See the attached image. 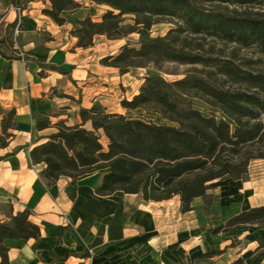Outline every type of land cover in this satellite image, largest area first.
<instances>
[{
	"label": "trees",
	"instance_id": "1",
	"mask_svg": "<svg viewBox=\"0 0 264 264\" xmlns=\"http://www.w3.org/2000/svg\"><path fill=\"white\" fill-rule=\"evenodd\" d=\"M31 1L11 0L22 9ZM47 1L44 13L59 25L69 22L73 11H82L83 16L73 20L70 30L78 47L93 45L97 35L121 39L136 33L135 41L128 40L116 54L101 60L121 75L166 62L211 67L206 71L195 68L176 80L148 73L138 93L121 102L127 109L153 108L172 123L86 107L79 109V124L39 120L36 129L49 133L31 149L30 156L33 163H44L41 176L48 185L61 176L77 178L103 170L95 189L98 195L139 194L145 201L178 195L183 212L194 209L193 200L201 197L204 210L209 211V181L224 175L243 179L251 160H264V71L254 72L232 60L205 55L200 41L192 44L189 35L183 36L188 32L201 39L255 46L264 55V13L251 10L249 5L259 0H93L109 6L100 20H94L78 0ZM165 18H176L180 24L163 36L151 35L152 26ZM0 44L11 47L10 36H0ZM0 53L12 57L2 50ZM50 67L62 71L56 65ZM15 124V110L5 111L0 147L7 145ZM30 214L26 208L10 213L7 219L0 218V264H13L6 238L41 236V228ZM246 224L264 229V204L234 214L224 230ZM256 240L258 260L264 262V231ZM228 264L248 263L237 257Z\"/></svg>",
	"mask_w": 264,
	"mask_h": 264
},
{
	"label": "crops",
	"instance_id": "2",
	"mask_svg": "<svg viewBox=\"0 0 264 264\" xmlns=\"http://www.w3.org/2000/svg\"><path fill=\"white\" fill-rule=\"evenodd\" d=\"M13 6L11 0H0V17L6 20L4 33L8 27L12 34L16 17ZM48 7L47 0L29 2L23 12L19 44L11 53L0 48L12 56L0 53V123L5 111L16 112L15 127L10 129L13 135L0 147V218L28 208L30 219L41 228L38 238L4 240L10 261L228 264L243 257L248 264H264L258 260L256 240L264 231L261 225L224 230L225 222L234 214L264 204L263 159L251 160L243 179L224 175L209 181V211L204 210L201 197L193 200L194 209L183 212L178 195L160 201H145L139 194L123 192L98 195L95 189L103 170L77 178L61 176L54 184H47L41 176L44 163H33L30 156L31 149L49 133L37 130V122L62 120L75 125L82 122L81 107L98 108L97 98H88L85 93L98 89L108 69L118 70L101 60L116 54L123 45L102 52L97 39H112L97 35L93 45L76 46L77 38L70 33L73 25L70 21L55 23L44 13ZM18 48L24 51V59L18 56ZM51 64L62 71L51 68ZM212 251L220 252L206 255Z\"/></svg>",
	"mask_w": 264,
	"mask_h": 264
},
{
	"label": "rangeland",
	"instance_id": "3",
	"mask_svg": "<svg viewBox=\"0 0 264 264\" xmlns=\"http://www.w3.org/2000/svg\"><path fill=\"white\" fill-rule=\"evenodd\" d=\"M80 1L84 8L91 11L92 18L94 20H100L102 14L109 9L106 4H99L93 0H78ZM250 9L253 11H259L264 13V0H259L257 3H250ZM230 9L235 6L228 5ZM240 8V7H239ZM241 9V8H240ZM83 13L81 10L73 11L69 14V21L73 25V20L76 17H82ZM178 20L176 18H165L163 21L156 23L152 26L151 35H165L170 28L176 27ZM6 34L3 32V26L0 27V36H10L12 41L11 47H6L0 44V48L7 50L11 53L13 46L19 44V37L14 38L13 34H10L9 28L6 27ZM184 35H189L192 40V44L201 42L203 44V53L205 55L217 56L222 59L232 60L234 63L240 65L241 67L256 71H264V55L259 52L258 48L255 46L243 47L237 43L224 42L220 39H213L208 37L206 39H201L200 37L192 36L188 32L183 33ZM138 38L136 33L129 35V38L112 39L107 41L106 39H97V43L101 46L102 52L112 51L118 48L119 45L126 43L128 40L135 41ZM250 61V62H248ZM199 68V70H209L211 67L204 66L203 64H180L177 62H166L161 66H155L154 64H149L146 67H137L129 71L124 75H120L118 70L111 69L107 71L105 77L100 81L102 82L98 89L91 90L85 93L88 98L94 96L97 98V103L95 107H103L110 111H118L123 114H128L132 116L143 117L148 120H154L158 123H172L160 115V113L153 108H138V109H127L123 107L122 100H130L133 95L139 90L141 83L143 82V77L148 73H159L167 80H176L182 78L186 73ZM233 87H237V84H233Z\"/></svg>",
	"mask_w": 264,
	"mask_h": 264
},
{
	"label": "built area",
	"instance_id": "4",
	"mask_svg": "<svg viewBox=\"0 0 264 264\" xmlns=\"http://www.w3.org/2000/svg\"><path fill=\"white\" fill-rule=\"evenodd\" d=\"M13 9L16 12V17L14 19V26H13V29H12V34H13L14 38H17L19 33H20V31H21L24 9H22L21 7H18V6H13ZM5 24H6L5 16H1L0 17V27H2V26L4 27ZM17 54L22 59H24L25 53H24V51L22 49L18 48Z\"/></svg>",
	"mask_w": 264,
	"mask_h": 264
}]
</instances>
